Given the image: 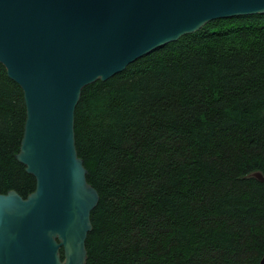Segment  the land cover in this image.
<instances>
[{"label": "trees", "instance_id": "trees-1", "mask_svg": "<svg viewBox=\"0 0 264 264\" xmlns=\"http://www.w3.org/2000/svg\"><path fill=\"white\" fill-rule=\"evenodd\" d=\"M27 109L0 62V193L27 197ZM78 154L100 194L86 264H261L264 14L215 19L85 86Z\"/></svg>", "mask_w": 264, "mask_h": 264}, {"label": "water", "instance_id": "water-1", "mask_svg": "<svg viewBox=\"0 0 264 264\" xmlns=\"http://www.w3.org/2000/svg\"><path fill=\"white\" fill-rule=\"evenodd\" d=\"M251 14L264 0H0V62L27 109L16 158L37 182L27 197L0 193V264L87 263L100 194L76 145L85 86L215 19Z\"/></svg>", "mask_w": 264, "mask_h": 264}, {"label": "flooded vegetation", "instance_id": "flooded-vegetation-1", "mask_svg": "<svg viewBox=\"0 0 264 264\" xmlns=\"http://www.w3.org/2000/svg\"><path fill=\"white\" fill-rule=\"evenodd\" d=\"M60 253H61V257H62V259H64V258H65V255H64V250H63V248H61Z\"/></svg>", "mask_w": 264, "mask_h": 264}]
</instances>
